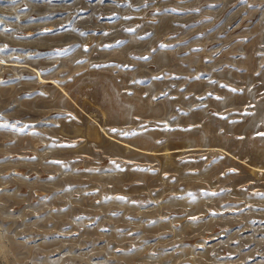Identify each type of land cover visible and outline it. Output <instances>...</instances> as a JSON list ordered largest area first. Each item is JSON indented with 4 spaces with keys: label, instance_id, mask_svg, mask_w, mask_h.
<instances>
[{
    "label": "rangeland",
    "instance_id": "374dc122",
    "mask_svg": "<svg viewBox=\"0 0 264 264\" xmlns=\"http://www.w3.org/2000/svg\"><path fill=\"white\" fill-rule=\"evenodd\" d=\"M264 0H0V264H264Z\"/></svg>",
    "mask_w": 264,
    "mask_h": 264
},
{
    "label": "snow or ice",
    "instance_id": "6c2138e0",
    "mask_svg": "<svg viewBox=\"0 0 264 264\" xmlns=\"http://www.w3.org/2000/svg\"><path fill=\"white\" fill-rule=\"evenodd\" d=\"M261 135H264V133H262Z\"/></svg>",
    "mask_w": 264,
    "mask_h": 264
}]
</instances>
